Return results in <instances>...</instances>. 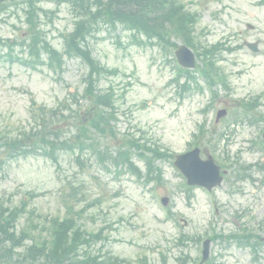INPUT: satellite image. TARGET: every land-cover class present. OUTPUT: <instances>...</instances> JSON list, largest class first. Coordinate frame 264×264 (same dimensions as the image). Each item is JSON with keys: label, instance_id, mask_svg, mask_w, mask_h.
Listing matches in <instances>:
<instances>
[{"label": "rangeland", "instance_id": "rangeland-1", "mask_svg": "<svg viewBox=\"0 0 264 264\" xmlns=\"http://www.w3.org/2000/svg\"><path fill=\"white\" fill-rule=\"evenodd\" d=\"M26 1L19 0L8 12L0 13L1 41L18 43L31 31L25 17H21ZM179 1L186 10L199 14L194 27L196 42L202 47L215 44L223 47L219 49L218 65L228 76L229 92L221 90L214 102H210L208 90H194L179 98L169 83L174 65L167 59L171 60L173 51L129 45L130 35L121 26L100 23L86 43L105 71H115L103 74L98 85L101 91L111 88L114 93L116 121L111 125L115 137L88 135L87 149L78 159L77 152H60L55 163L40 156L23 158L13 154V159L4 158L6 152L0 147V200L6 205H18L24 200L30 211L18 220L17 232L25 227L28 215L36 232L42 234L50 218L67 216L88 233L101 231L100 240L91 246L94 253L99 252L104 258L116 256L130 264H178L177 257L184 253L190 257L188 264H192L200 256V244L188 242L186 247H175L172 242L179 234L204 239L205 233L211 232L210 227L217 234L227 235L237 232V223L253 235L264 236V168L254 167L264 166V145L259 141L264 122L252 125L246 121L233 122L236 104L257 95L260 96L257 112L264 115V0ZM69 5L61 3L56 9L55 2L42 0L38 6L45 13H39L33 31L38 34L40 30L48 46L59 52L64 47L63 35L73 29ZM246 25L253 28L247 29ZM172 41L181 45L180 41ZM245 42L257 43L258 53L247 50ZM3 45L0 46V135L3 142L9 141L8 149H15V141H21V135L32 127L29 116L32 101L55 107L71 94L83 95L88 66L77 58L64 59L61 72L46 65L44 59L40 64H34L33 60L29 66L21 62L20 46L10 45L9 50ZM79 101L83 108L85 103L89 104L82 98ZM221 108H226L228 114L214 124L215 112ZM200 124L224 132L215 148V144L200 147L202 157L215 155L218 163L226 167H229L226 157L237 159L251 167L248 174L252 181H237L230 174L229 181L224 180L211 197L195 189L188 204L179 188L182 179L172 160L156 162L163 181L149 185L112 163L111 157H115L119 148L126 147L134 164L144 172L136 151L128 149L129 139H139L175 155L188 148ZM162 197L168 198L165 207L160 204ZM213 202L218 209L215 217ZM168 213L174 220L167 217ZM211 250L212 260L219 253L223 255L218 258L219 264H264V246L258 249L256 263L252 262L248 249L233 244L224 249L214 241Z\"/></svg>", "mask_w": 264, "mask_h": 264}, {"label": "trees", "instance_id": "trees-1", "mask_svg": "<svg viewBox=\"0 0 264 264\" xmlns=\"http://www.w3.org/2000/svg\"><path fill=\"white\" fill-rule=\"evenodd\" d=\"M96 2L100 9L96 11L94 17L104 16L109 19L111 24L125 25L128 30L136 31L138 35L142 33L148 38L154 36L160 41L166 38L168 42L169 34H174L181 37L187 44L191 45L193 42L190 30L197 22L198 16L196 13L186 11L184 5L178 3L177 0H96ZM36 3V0H30L26 12V22L31 31L28 32L30 40L23 47L27 50L28 62L31 57L39 60L42 53L47 55L50 53L48 45L39 44L38 34H36V30L33 31L37 26ZM89 3L90 0H82L76 6L80 20L75 23L73 33L68 35V48L72 49L70 54L72 52L84 58L86 54L81 48L80 42L85 40V36L90 31L89 17L92 16V13ZM215 50L216 48L213 47L202 52L203 66L211 68L214 65L206 57H212ZM92 85L93 82L86 89L88 97L86 98L89 100L86 110L80 103H77L74 109L68 107L69 105H63V111L35 107L34 105V109L31 111L33 126L28 133L21 135V141H15L17 143L15 149H8L9 141L3 142V137L0 135V147H4L6 157L11 158L13 154L23 157L39 154L55 162L58 152L82 150L84 137L93 130H98L100 134L112 135L109 122L114 119V116L111 112L105 113L103 108H113V95L112 93L94 94ZM65 129H68L71 134L64 136L62 132ZM151 153L153 157L161 156ZM118 158H121L119 165H127L129 170H132L127 153H119ZM134 170L138 173L136 169ZM149 170H152L150 164H148L147 181L152 178ZM156 177L158 178L159 175ZM24 211V204L5 207L0 203V264L124 263L117 258L102 259L99 254L92 255L88 249L93 242L100 239V234H86L72 219L49 221L44 236L36 235L33 231L25 229L17 234L15 224ZM26 240H29L30 244L24 247Z\"/></svg>", "mask_w": 264, "mask_h": 264}, {"label": "water", "instance_id": "water-1", "mask_svg": "<svg viewBox=\"0 0 264 264\" xmlns=\"http://www.w3.org/2000/svg\"><path fill=\"white\" fill-rule=\"evenodd\" d=\"M250 48L253 51H256V48L254 46H251ZM176 57L182 66H186V67H192L193 66V57L190 54V52L187 51L185 48H181L178 52H176ZM203 255H204L203 260H205V258H206V251L205 250H204Z\"/></svg>", "mask_w": 264, "mask_h": 264}]
</instances>
